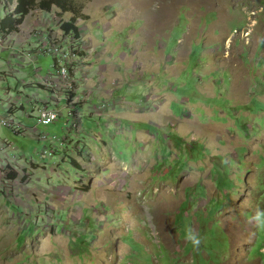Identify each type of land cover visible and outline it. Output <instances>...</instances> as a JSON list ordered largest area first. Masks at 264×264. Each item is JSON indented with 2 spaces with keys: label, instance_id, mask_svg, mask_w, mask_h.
Instances as JSON below:
<instances>
[{
  "label": "rangeland",
  "instance_id": "rangeland-1",
  "mask_svg": "<svg viewBox=\"0 0 264 264\" xmlns=\"http://www.w3.org/2000/svg\"><path fill=\"white\" fill-rule=\"evenodd\" d=\"M77 1L0 25V264H264V0Z\"/></svg>",
  "mask_w": 264,
  "mask_h": 264
},
{
  "label": "trees",
  "instance_id": "trees-1",
  "mask_svg": "<svg viewBox=\"0 0 264 264\" xmlns=\"http://www.w3.org/2000/svg\"><path fill=\"white\" fill-rule=\"evenodd\" d=\"M14 1L13 11L7 12L0 21L1 28L8 31H17L25 16L31 9L39 7L45 11H51L53 7L60 13H71L75 16L82 14L83 5L77 0H12ZM66 33L73 32L78 36V29L73 23H64L61 26Z\"/></svg>",
  "mask_w": 264,
  "mask_h": 264
},
{
  "label": "built area",
  "instance_id": "built-area-1",
  "mask_svg": "<svg viewBox=\"0 0 264 264\" xmlns=\"http://www.w3.org/2000/svg\"><path fill=\"white\" fill-rule=\"evenodd\" d=\"M43 51H47L50 55L54 58V65L52 68V71L50 72L53 76H58L61 73L65 71V67L63 65V59H62V51L59 46H49V44H45L43 47ZM38 53L42 52H33L31 54H25V57L29 59L31 62H35L38 59ZM47 100V99H46ZM51 100V99H50ZM48 100L47 104H52V101ZM59 117V112L57 108H53L51 105H47L46 107L40 108L36 115V123L37 125L41 126H48L52 124L53 122L57 121ZM75 123L73 122L71 124V128L74 129ZM41 140H47V136L45 134H41ZM61 140V137H58L56 135H52L50 141L55 143L57 141ZM50 141L48 143H50Z\"/></svg>",
  "mask_w": 264,
  "mask_h": 264
},
{
  "label": "crops",
  "instance_id": "crops-1",
  "mask_svg": "<svg viewBox=\"0 0 264 264\" xmlns=\"http://www.w3.org/2000/svg\"><path fill=\"white\" fill-rule=\"evenodd\" d=\"M112 76H117L116 74L115 75H112ZM122 83H123V81H122ZM126 84V83H125ZM95 92H97L98 94H97V96H99L100 95V93L99 92H101L103 95H104V93H103V91H101V89L99 88L98 89V91H95ZM92 105H90V107H91ZM116 108H118L116 105H115V109ZM114 109V110H115ZM118 109H120V110H118V111H121V110H123V109H125V108H123V107H121V108H118ZM89 116H92V115H89ZM114 116H115V118L116 117H119L120 118V120H126V117H125V115L124 114H120L119 112H111V113H108V115H107V117H110V119L108 120L109 121V123H110V121H111V118L112 119H114L115 120V118H114ZM114 123V122H113ZM140 135L141 136H143V131L140 133L139 132V134H138V137H140ZM143 139V137H141L139 140H140V143L142 144V145H145V144H147L148 143V141H141ZM145 140V139H144ZM146 146V145H145Z\"/></svg>",
  "mask_w": 264,
  "mask_h": 264
},
{
  "label": "clouds",
  "instance_id": "clouds-1",
  "mask_svg": "<svg viewBox=\"0 0 264 264\" xmlns=\"http://www.w3.org/2000/svg\"><path fill=\"white\" fill-rule=\"evenodd\" d=\"M198 243V242H197Z\"/></svg>",
  "mask_w": 264,
  "mask_h": 264
}]
</instances>
